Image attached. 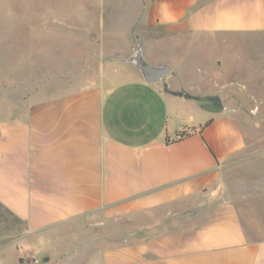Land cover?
I'll use <instances>...</instances> for the list:
<instances>
[{
	"label": "crops",
	"instance_id": "crops-1",
	"mask_svg": "<svg viewBox=\"0 0 264 264\" xmlns=\"http://www.w3.org/2000/svg\"><path fill=\"white\" fill-rule=\"evenodd\" d=\"M5 2L10 22L51 20L35 31L70 36L68 50L89 54L0 106V226L43 244L56 264H264V206H238L222 188L263 137L246 115H264V0ZM132 28L152 64H168L154 52L164 42L221 33L261 37L252 46L262 59L249 55L253 74L241 81L231 60L230 97L209 108L196 96L214 92L182 83L175 65L165 91L109 58L131 53ZM249 87L259 92L243 93Z\"/></svg>",
	"mask_w": 264,
	"mask_h": 264
},
{
	"label": "rangeland",
	"instance_id": "rangeland-1",
	"mask_svg": "<svg viewBox=\"0 0 264 264\" xmlns=\"http://www.w3.org/2000/svg\"><path fill=\"white\" fill-rule=\"evenodd\" d=\"M7 10L5 0H0V106H3L2 108L6 102L20 104L23 96L35 90L54 73L67 72L69 68H72V55L79 57L89 54V52L78 51L79 45L75 46L76 49L73 52L68 50L67 48H72L70 36L35 31V28L39 27L43 21L45 26H51L52 23L49 24L51 20H25L32 23V28L28 24H22L20 20L10 22L6 17ZM69 22L72 23V20H64L59 26L66 27ZM261 41V37L251 39L245 35L228 33L209 37L190 35L182 44L164 42L156 47L154 52L165 55L168 64L178 68L182 83L191 85L193 89H199V91L212 90L213 95L218 96L222 102V100L228 101L231 94L229 88L224 86L229 79L230 61L237 58V63L242 65L235 71L237 72L233 77L235 80L241 81L244 76L248 78L250 73L246 74L244 64L253 63L254 58H250L249 55H255L257 60L262 59L260 49L254 50L252 46V43ZM92 53L95 56L98 54L96 51ZM220 62L222 65H227L226 71L224 67L219 66ZM256 65L259 66V70L255 73L259 74L260 63ZM78 69L83 71L82 68ZM92 76V72L88 71L87 74L82 75L80 82L85 85L90 84L93 80ZM252 92L259 91L250 87L243 91L245 94ZM11 93L12 99L6 97ZM246 117L255 121V125L260 128L257 133L263 137L256 153L241 159L238 166L231 168L225 174L223 193L226 198L232 197L238 206H264V163L255 161L261 156L264 157V115L253 114ZM19 230L17 227L0 226V264H56L52 259H43V244L40 246L36 241H28L23 237L19 239L11 237ZM115 241L114 238L109 237L106 244L112 245ZM30 251L34 254L33 258L29 255ZM34 258H38V263L32 261Z\"/></svg>",
	"mask_w": 264,
	"mask_h": 264
},
{
	"label": "water",
	"instance_id": "water-1",
	"mask_svg": "<svg viewBox=\"0 0 264 264\" xmlns=\"http://www.w3.org/2000/svg\"><path fill=\"white\" fill-rule=\"evenodd\" d=\"M130 39L133 42L130 54L117 53L109 56L111 59H118L126 64H129L141 75L144 81L154 83L159 80H163L165 74L171 69V66L166 62L159 61L155 64L150 63L144 56L142 47V37L133 33V28L130 31ZM182 94V92H178ZM196 99L200 97L196 96ZM212 99L216 105L221 104V100L218 96H213Z\"/></svg>",
	"mask_w": 264,
	"mask_h": 264
},
{
	"label": "flooded vegetation",
	"instance_id": "flooded-vegetation-1",
	"mask_svg": "<svg viewBox=\"0 0 264 264\" xmlns=\"http://www.w3.org/2000/svg\"><path fill=\"white\" fill-rule=\"evenodd\" d=\"M162 84V88L165 90V91H168L169 88L167 87L166 83L164 80H159ZM187 96H189L188 94H186ZM214 95L212 96H204L202 98H200L201 102L203 103L204 106L206 107H209V108H214V109H219L222 107L221 104L219 105H216L215 101L212 99ZM216 96V95H215Z\"/></svg>",
	"mask_w": 264,
	"mask_h": 264
},
{
	"label": "trees",
	"instance_id": "trees-1",
	"mask_svg": "<svg viewBox=\"0 0 264 264\" xmlns=\"http://www.w3.org/2000/svg\"><path fill=\"white\" fill-rule=\"evenodd\" d=\"M208 123L209 121H206L203 126L207 125ZM184 135H186V131L182 130L180 136H184Z\"/></svg>",
	"mask_w": 264,
	"mask_h": 264
},
{
	"label": "built area",
	"instance_id": "built-area-1",
	"mask_svg": "<svg viewBox=\"0 0 264 264\" xmlns=\"http://www.w3.org/2000/svg\"><path fill=\"white\" fill-rule=\"evenodd\" d=\"M182 131V130H181ZM181 131L179 132V136H180V134H181ZM31 257L33 258L34 256L31 254ZM33 262H37L38 260L36 259V258H34L33 260H32Z\"/></svg>",
	"mask_w": 264,
	"mask_h": 264
}]
</instances>
